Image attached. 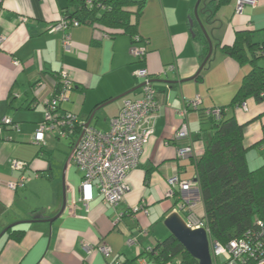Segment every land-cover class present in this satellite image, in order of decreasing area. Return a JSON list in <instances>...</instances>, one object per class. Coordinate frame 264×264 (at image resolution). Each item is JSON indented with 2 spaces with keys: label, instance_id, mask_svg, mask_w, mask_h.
Masks as SVG:
<instances>
[{
  "label": "crops",
  "instance_id": "obj_1",
  "mask_svg": "<svg viewBox=\"0 0 264 264\" xmlns=\"http://www.w3.org/2000/svg\"><path fill=\"white\" fill-rule=\"evenodd\" d=\"M196 1L146 0L137 19L138 35L147 50L143 62L136 61L130 53L134 45L130 37H105L88 25L68 29L71 47L62 50L64 33L50 29L58 25L66 11H71L67 0L2 1L0 121L11 117L19 131L4 127L0 135V234L10 228L23 231V235L16 241L7 230L3 233L0 264H114L115 260L139 264L140 259L143 264H155L145 251L170 235L162 226L174 207L173 199L167 195V178L196 177L195 162L211 134L209 124L200 119V113L208 109L225 107V116H234L244 126L249 170L264 164V148L259 144L264 102L249 98L244 102L245 110L229 107L250 67L239 65L220 50L221 46L230 47L235 32L240 30L253 32L256 42L264 40V0L244 5L239 13L235 12L237 0H230L214 15L213 26L206 24L207 14L198 12L206 31H211L214 46L201 69L203 41L193 32L195 26L201 31L194 20ZM140 69L155 81L152 84L160 109L153 133L143 146L137 166L126 177L129 191L123 201L110 207L93 191V199L85 204L81 201L79 172L71 162L65 166L73 140L69 139V152L62 162L59 157L51 160L54 150L32 142L37 124L43 119L41 102L54 94L57 73L64 71L73 88L61 109L84 121L95 112L90 125L104 132L124 101L141 98V88L130 92L141 84L135 75ZM125 93L128 94L109 102ZM197 97L199 104L194 109L187 107ZM183 122L190 135L176 139ZM52 135L55 133H46L45 139ZM188 145L192 146V154L178 158L177 149ZM12 161L26 163L25 171L13 169ZM21 174L24 181L18 183ZM8 183L18 184L10 189ZM63 194V212L51 223L40 221L59 213ZM140 203L143 208L132 212ZM196 208L198 213L204 212L201 204ZM42 212L35 218L40 222H29L34 219L32 213ZM129 238L134 239V245L126 244ZM101 243L111 250L108 259L98 251L87 254L83 249L84 244Z\"/></svg>",
  "mask_w": 264,
  "mask_h": 264
},
{
  "label": "trees",
  "instance_id": "obj_2",
  "mask_svg": "<svg viewBox=\"0 0 264 264\" xmlns=\"http://www.w3.org/2000/svg\"><path fill=\"white\" fill-rule=\"evenodd\" d=\"M67 2L72 8L62 15L63 20L69 23L74 20L79 25H88L109 38L126 35L131 38L133 47L140 42L145 47L138 35L137 19L146 0H90V3H87V0H67ZM229 2L230 0H202L198 12L207 14L206 23H211L216 12ZM195 27L193 31L196 34L195 38L203 41L201 57L203 61L208 51L207 41L203 33L197 26ZM62 32L63 36L68 35V30ZM262 32L264 33V28ZM252 34L253 32L249 30L236 31L233 44L230 47H220L225 55L239 65L250 67L229 107H239L249 98L257 103L264 102V40L256 42L252 39ZM135 36L139 37L137 42L134 41ZM146 53L145 48L142 59L135 58L136 61L143 62ZM58 91L57 81L54 94ZM217 108L221 111L219 118L208 116L205 111L200 113V119L209 124L211 134L205 139L204 152L196 160L195 170L209 236L226 245L246 233H257L260 229L259 224L264 225V164L255 170L248 169L246 148L243 145L244 126L238 124L234 116L226 117L225 107ZM64 130L68 134L67 138L73 140L74 146L81 135L80 126L76 124L73 128L64 127ZM261 132L259 144L264 148V125ZM42 214L43 212L32 213L31 218H39ZM7 231L8 236L16 241L23 235V231L20 230L9 228ZM145 255L155 264L169 262L198 264V261L171 235L158 243L151 253ZM247 264L255 263L251 261Z\"/></svg>",
  "mask_w": 264,
  "mask_h": 264
},
{
  "label": "built area",
  "instance_id": "obj_3",
  "mask_svg": "<svg viewBox=\"0 0 264 264\" xmlns=\"http://www.w3.org/2000/svg\"><path fill=\"white\" fill-rule=\"evenodd\" d=\"M87 3H90V0H87ZM254 3L255 0H237L235 12L239 13L244 5ZM77 26H79L77 21L73 20L69 23L62 18L50 31H64ZM138 40L139 37L135 36L134 41ZM140 43L130 50L132 56L137 59H142L145 54V47ZM70 47V38L66 34L62 38L61 48L68 51ZM57 75L59 91L41 102L43 119L37 124L32 142L38 146L43 145L45 135L49 132L55 133L59 138H67L68 134L64 127L73 128L76 124L79 125L81 135L72 148L70 162L80 174L81 201L85 204L90 202L95 191L105 204L115 207L123 201L125 194L129 191L126 177L137 166L143 146L152 135L154 122L159 115L160 106L156 100L150 76L145 69L135 72V75L142 80L141 98L124 101L119 113L109 121L108 130L102 132L91 125L85 126L86 120H80L74 113L61 109V104L69 100L73 84L66 72L61 71ZM199 102L197 97L187 107L194 109ZM239 107L245 110L244 103ZM220 113L219 108L205 111L206 115L214 118H219ZM4 127L19 131L18 125L9 116L3 117L0 121V135ZM189 135L187 124L183 122L175 138L184 139ZM192 152V146L188 145L178 148L176 155L178 158H184L190 156ZM11 167L23 173L27 164L12 161ZM23 181L24 176L21 174L18 183ZM17 184L8 183L7 186L15 189ZM167 184V195L174 201L173 212L184 215L183 220L190 229L203 228L206 231L213 264H219L217 262L219 257L223 259L220 264H247L251 261L255 264H264V225L259 224L260 229L255 234L246 233L241 238L222 245L209 236L204 212L201 214L197 212V205L203 206L197 180H180L177 175H173L167 178ZM142 208L143 204L140 203L132 209V212ZM134 242L133 238L126 240L127 245H134ZM83 249L87 254L94 250L98 251L104 259L111 256L110 248L104 243L95 246L84 244ZM152 250L147 249L145 253H151ZM143 263L144 260L140 259L139 264ZM114 264H121V262L115 260Z\"/></svg>",
  "mask_w": 264,
  "mask_h": 264
},
{
  "label": "water",
  "instance_id": "obj_4",
  "mask_svg": "<svg viewBox=\"0 0 264 264\" xmlns=\"http://www.w3.org/2000/svg\"><path fill=\"white\" fill-rule=\"evenodd\" d=\"M201 2L202 0H197L194 5V20L198 24L201 32L203 33L207 41L208 51H207L206 57L201 63L200 69L206 64V62L208 61L209 57L211 56L213 52V45L198 16V6L200 5ZM190 24L192 25V21H190ZM158 81L162 83H166V84H174L177 82V81H168V80H158ZM151 82L153 83L155 81H151ZM179 82H182V81H179ZM141 87H142V84L138 85L137 87H135V89H132L130 92L140 89ZM128 93H125L114 99H111L109 102L122 98ZM94 115H95V112H93L91 116L87 119L85 126L90 125V123L93 120ZM72 154H73V150L70 152L69 156L67 157L65 166L69 164ZM193 180H196V177ZM64 206H65V195L63 194L62 205H61V209L59 213L51 219H45V220H40V221H47L49 223L53 222L63 212ZM38 221L39 220L34 218L30 220L29 222H38ZM164 225L168 229L170 235L173 236L181 244V246L185 249V251L191 257H193L194 259L198 261V264H213L211 255H210V250H209L208 236H207L206 231L203 228L194 229V230L190 229L184 222L183 218L177 212H171L166 217L164 221ZM6 230L7 229H5V231ZM3 233L0 234V237L3 235Z\"/></svg>",
  "mask_w": 264,
  "mask_h": 264
},
{
  "label": "rangeland",
  "instance_id": "obj_5",
  "mask_svg": "<svg viewBox=\"0 0 264 264\" xmlns=\"http://www.w3.org/2000/svg\"><path fill=\"white\" fill-rule=\"evenodd\" d=\"M200 14V13H199ZM214 21H212L211 23L209 22L207 25H211L212 23H213ZM214 25V24H213ZM213 25H211V26H213ZM211 26H209L210 27V30H211ZM203 27H204V29H205V31H206V28H205V24H203ZM207 32V31H206ZM207 34H208V36L210 37V39L212 38L211 37V31H210V33H208L207 32ZM211 41H212V39H211ZM49 137L47 136L46 137V139H45V141H44V143H43V146H45V147H47V148H51V150H54L53 151V154H51V156L53 157L51 160L52 161H55L58 157L60 158V160H61V162L63 161V158L66 156V154H68V152H69V142H70V140L68 139V138H57L55 135H52V136H50V138L48 139ZM254 150V149H253ZM60 162V166H61V171H60V176H59V178H60V180H61V182H62V172H63V164ZM38 191H41V189L40 190H38ZM162 226H164L165 227V225L163 224V222H162ZM170 233L168 232V235H169ZM135 243V242H134ZM95 246V245H94ZM217 262L220 264V263H222L223 262V259L221 258V257H219V258H217Z\"/></svg>",
  "mask_w": 264,
  "mask_h": 264
},
{
  "label": "clouds",
  "instance_id": "obj_6",
  "mask_svg": "<svg viewBox=\"0 0 264 264\" xmlns=\"http://www.w3.org/2000/svg\"><path fill=\"white\" fill-rule=\"evenodd\" d=\"M181 216V215H180ZM182 217V216H181Z\"/></svg>",
  "mask_w": 264,
  "mask_h": 264
}]
</instances>
